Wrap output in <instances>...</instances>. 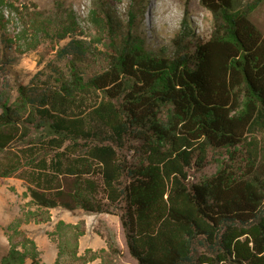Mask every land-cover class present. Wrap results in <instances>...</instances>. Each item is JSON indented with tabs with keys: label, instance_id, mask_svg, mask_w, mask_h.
<instances>
[{
	"label": "trees",
	"instance_id": "obj_1",
	"mask_svg": "<svg viewBox=\"0 0 264 264\" xmlns=\"http://www.w3.org/2000/svg\"><path fill=\"white\" fill-rule=\"evenodd\" d=\"M198 1L209 37L184 26L169 50L146 47L140 1L125 22L94 4L101 49L63 28L54 59L0 91V179L40 211L118 213L136 264H264V0ZM9 242L0 264H38Z\"/></svg>",
	"mask_w": 264,
	"mask_h": 264
},
{
	"label": "rangeland",
	"instance_id": "obj_2",
	"mask_svg": "<svg viewBox=\"0 0 264 264\" xmlns=\"http://www.w3.org/2000/svg\"><path fill=\"white\" fill-rule=\"evenodd\" d=\"M104 1L124 22L130 5L140 1L142 14L137 26L146 47L152 50H169L184 26L201 40L207 39L213 28L211 15L198 0ZM97 2L4 0L0 5V91L27 85L37 71L52 61L68 41L67 37L58 39L67 26L72 27L78 39L101 49V33L90 14ZM250 21L264 36V2L250 15ZM127 155L131 160V153ZM217 169V164L209 163L201 174H191L196 178L211 176ZM117 215L40 211L30 203L20 180L0 179V261L9 250L11 238L21 252L22 244H26L28 253L32 248L24 240H31L38 264H136L126 248ZM30 263L28 259L24 264Z\"/></svg>",
	"mask_w": 264,
	"mask_h": 264
},
{
	"label": "crops",
	"instance_id": "obj_3",
	"mask_svg": "<svg viewBox=\"0 0 264 264\" xmlns=\"http://www.w3.org/2000/svg\"><path fill=\"white\" fill-rule=\"evenodd\" d=\"M84 220V219H83ZM86 222V221H85ZM106 249V248H105Z\"/></svg>",
	"mask_w": 264,
	"mask_h": 264
},
{
	"label": "bare ground",
	"instance_id": "obj_4",
	"mask_svg": "<svg viewBox=\"0 0 264 264\" xmlns=\"http://www.w3.org/2000/svg\"><path fill=\"white\" fill-rule=\"evenodd\" d=\"M150 15V14H149ZM153 20V19H152Z\"/></svg>",
	"mask_w": 264,
	"mask_h": 264
}]
</instances>
